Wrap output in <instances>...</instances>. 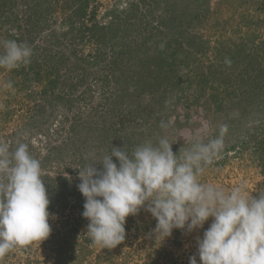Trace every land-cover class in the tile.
I'll return each instance as SVG.
<instances>
[{
  "label": "rangeland",
  "instance_id": "374dc122",
  "mask_svg": "<svg viewBox=\"0 0 264 264\" xmlns=\"http://www.w3.org/2000/svg\"><path fill=\"white\" fill-rule=\"evenodd\" d=\"M14 1L19 15L0 17V42L26 43L33 54L26 65L0 68V143H7L10 149L18 142L26 143L40 161L52 230L44 241L12 249L0 257V264H189L198 251L196 238L203 236L211 218L203 229L192 233L176 229L165 241H156L152 230L157 221L142 208L127 218L125 240L120 245L101 248L85 236L89 221L82 216L85 198L77 187L79 169L110 154L113 146H126L124 150L130 153L137 145L156 143L165 136L179 154L205 125L207 135L201 134L205 143L226 125V146L205 169L201 181L225 189L246 182L249 193L258 196L264 190V8H257L258 0H177L175 12L183 17V10L187 12L185 18L176 17L179 22L174 26L176 21H168L166 11L168 2L174 0H40L39 14L25 9L37 0L28 4V0ZM132 3L137 18L139 14L144 17L142 27H149L142 37L156 32L157 27L163 31L160 38L166 40L176 29L186 30V36L203 32L210 44L204 68L213 60L220 67L215 78L204 83L203 93L196 80L189 88L192 98L182 94L181 87L165 102L150 91L148 82L156 80L155 53L166 41L139 45L131 54L119 53L114 63L113 54L123 44L99 40L97 28L94 37L87 29L81 32L82 24L106 23L109 16ZM121 19L126 29L121 26L119 33L141 43L139 22L130 19L133 26L127 29L130 20ZM221 44L223 54L217 58L214 51ZM188 48L184 43L180 50L173 45L177 57L190 61ZM137 57L148 67L139 72L140 81L131 82ZM187 73L193 72L183 68L181 78ZM9 82L11 87H7ZM251 83L259 84L254 95ZM141 84L149 89L141 96L134 94ZM188 84L186 80L181 86ZM241 93L249 95L243 103L245 109L238 104L231 109ZM194 96L199 101L192 103ZM213 96L228 105L225 110L217 108ZM162 121L167 128H161ZM53 147L68 149L60 153ZM96 167L102 170L103 166ZM197 260L199 264L198 256Z\"/></svg>",
  "mask_w": 264,
  "mask_h": 264
},
{
  "label": "clouds",
  "instance_id": "9594fccd",
  "mask_svg": "<svg viewBox=\"0 0 264 264\" xmlns=\"http://www.w3.org/2000/svg\"><path fill=\"white\" fill-rule=\"evenodd\" d=\"M0 43V68L12 70L30 62L28 44ZM167 126L161 122V128ZM227 131L221 125L218 135L205 143V125L179 154L165 136L130 153L126 146H113L110 154L87 163L79 169L77 185L85 198L82 216L89 221L85 236L93 245L114 249L125 240L127 218L142 208L157 221L152 230L156 241H165L176 229H203L211 218L203 236L196 238L198 251L189 264H198L197 256L199 264H264V190L254 196L246 182L225 189L201 181L223 152ZM41 177V163L26 143L18 142L13 149L0 143V257L49 237L50 198Z\"/></svg>",
  "mask_w": 264,
  "mask_h": 264
},
{
  "label": "trees",
  "instance_id": "16d2710c",
  "mask_svg": "<svg viewBox=\"0 0 264 264\" xmlns=\"http://www.w3.org/2000/svg\"><path fill=\"white\" fill-rule=\"evenodd\" d=\"M85 1L87 0H84V2ZM241 1L244 2V0H241ZM27 2H29V0L26 1V4H28ZM175 2H177V0H174L173 3L168 2L169 6L167 4L166 11L167 13L170 14L168 21H171V22L176 21L175 22L176 25L174 26H177V23L179 22V20H177L176 17L182 16V13L181 12L179 13L177 11L175 12V7L177 5ZM42 4L43 3L40 0H37L32 5L28 4V7H26L25 9L27 12L28 10H32L33 13L39 14ZM134 4L135 3H132L129 5V7L119 9L118 13H113L112 16H109L106 23L94 25L92 27H88V25L82 24L83 29L81 30V32L84 33L86 32L85 29H87V31L92 32L93 34L92 37H94L95 31L97 28L100 30V33H98L99 40H102L104 42L106 38L107 40H109V42L114 41L120 44L118 46H121L123 44L119 52L117 51L115 56L113 54L114 63L117 62V57L119 56V53L123 55L126 53L131 54V52L139 48V45L140 47H144L146 46L148 42H152L153 45L154 44L157 45L159 41L161 43L166 41L165 43L160 44L161 50L155 53V56L158 55V58L156 59L158 63L155 64L154 66L155 70L157 71V72H154L156 73V77H155L156 80H153L152 82H148L149 84L148 87L150 86L151 88L150 91H152V93L155 95L156 98L162 100L163 102H165V100L168 99L167 96H169L170 93L172 92L174 93L176 89H181V88H182L181 89L182 94H184L185 96L191 97L189 88H193L194 86L193 84L196 80L200 83L197 85L200 89V92L203 93L206 89L204 88L205 87L204 83H206L210 78H215L213 75L216 74V68L217 67L220 68L218 63L216 64L214 60L210 61V63L206 66V68H204L203 63H205V59L208 58V50L210 48V44H209V41L206 39V37H204L203 32L198 31L196 32V34L194 33V35L188 34V36H186V33H187L186 30L180 31L179 29H176V32H175L176 34L170 33L171 36H169L168 39L166 40V38L165 39L160 38V36L163 34V31L157 27L156 32L150 33L148 36L142 37L143 35L142 31L145 29H148L149 27H147L146 25H145L146 27H142L144 23V17L143 15L139 14V18H137L138 15L136 12H134L135 8L137 7L134 6ZM257 8L259 9L264 8V0H258ZM77 10L82 11L81 8ZM183 12H184V17L183 16L182 17L185 18L187 10L186 11L183 10ZM4 15L7 16V18H12L15 15L16 16L19 15L18 10L15 8L14 0H0V17H4ZM121 18H125L126 21H129L130 19L131 20L135 19V21L137 20V22H139L138 24L140 28L139 33L140 35L142 34L141 43H139L140 40L136 42L134 39H129L130 37L127 39V37H123L122 34L119 33L121 26L126 29L125 27L126 22H124ZM131 20L129 24H127L128 26L127 29H131V27L133 26V24L131 23ZM181 24H178V25L180 26ZM70 26H73L72 22L70 23ZM177 34H179V36ZM162 37L164 38V36ZM178 37H180V40L177 39ZM183 43L189 46L188 48L189 52L187 53L188 54L187 56L190 61L194 60V62L187 61L184 57L183 58L177 57L179 53L176 51V49H173V45L177 44L178 50H180L183 48ZM169 50H171L172 52H170ZM112 51L113 52L115 51L114 45H112ZM222 52H223V45L221 44L220 46H218V48L217 47L215 48L214 53L215 55H217V58H218L223 54ZM99 56L100 54H98V58ZM139 58L140 57H137V61H135L136 62V66L134 67L135 72L134 73L132 72L129 77L131 82L140 81L141 77H137L139 72L146 70V68L148 67L147 65L146 66L141 65L142 61ZM97 63H99L98 60H97ZM183 68H188V70H191L193 73L191 74L187 73L185 76H183L184 78H181L180 71ZM186 80H188L189 87L181 86L183 81H186ZM251 85L255 86L254 88H251V90L253 91V95H254V90L256 89V87L259 86V84L251 83ZM134 86H137V85H134ZM139 86L141 87H137V90L134 91V94L138 92V95L141 96V93H144L146 92V90L149 89L146 84L144 85L141 84ZM156 86L157 88H154ZM248 89L249 87H247V90ZM213 98L215 99V102L218 104L217 108L222 109V110L226 109L228 105L218 100V96L217 97L213 96ZM237 98L239 99L238 102L234 103L231 106L229 105L230 108L233 109L236 107L235 104H238L239 107H241L242 109H245L243 107V103L244 101L248 100L249 95L246 96V93L244 94L241 93V95H238ZM181 99H186V97H181ZM198 101H199L198 96H194V99H192V103H195ZM131 112H134V109ZM159 118L161 119L162 116H160ZM54 149H56L57 151L59 150V152L62 153L63 151H66V149L68 148L53 147V150ZM263 150H264V146H263Z\"/></svg>",
  "mask_w": 264,
  "mask_h": 264
}]
</instances>
